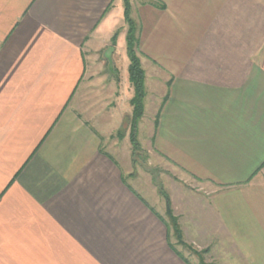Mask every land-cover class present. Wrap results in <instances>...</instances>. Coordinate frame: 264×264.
Masks as SVG:
<instances>
[{"label": "crops", "instance_id": "0c3cea01", "mask_svg": "<svg viewBox=\"0 0 264 264\" xmlns=\"http://www.w3.org/2000/svg\"><path fill=\"white\" fill-rule=\"evenodd\" d=\"M128 2L156 182L124 0H0V264H199L159 187L207 264H264V0Z\"/></svg>", "mask_w": 264, "mask_h": 264}, {"label": "trees", "instance_id": "16d2710c", "mask_svg": "<svg viewBox=\"0 0 264 264\" xmlns=\"http://www.w3.org/2000/svg\"><path fill=\"white\" fill-rule=\"evenodd\" d=\"M128 7H129L128 0H124V18L125 21L128 23V33L126 36L127 52L130 59L128 72H129V80L131 82L133 89V95L130 99L132 111L130 118L129 140H130L132 152L141 153L142 148L137 139V123L138 120L142 117L144 112V97H145L144 70L142 69L140 62L135 54V48H134L136 44V35H134L135 23L128 15ZM158 189L165 200V215L167 218H162L161 216L159 217L163 220L164 224L167 227L168 242L172 234L178 244H185L182 239V233L177 221V217L174 216L172 213L169 197L161 188ZM169 245L172 249L175 250V247L170 242ZM206 251L207 250L204 249L201 252H197V255H199V264H206L202 256V254L205 253Z\"/></svg>", "mask_w": 264, "mask_h": 264}, {"label": "rangeland", "instance_id": "374dc122", "mask_svg": "<svg viewBox=\"0 0 264 264\" xmlns=\"http://www.w3.org/2000/svg\"><path fill=\"white\" fill-rule=\"evenodd\" d=\"M139 0H133V2H138ZM126 26L128 27V23L126 22ZM136 30H137V27L135 26V33H134V35H136ZM152 78H149V81L151 80ZM122 83L121 84H124V81H123V79H122V81H121ZM152 85V84H151ZM151 85H149L148 86V90L149 91H151ZM148 92V91H147ZM144 102H148V98H147V96L144 98ZM148 107H149V104L147 103L146 104V109H148ZM152 109V108H151ZM114 116V115H113ZM150 114L148 113V110L146 111V114H145V121H148V120H150ZM113 118V117H112ZM144 119V118H143ZM143 123H146V122H143ZM146 127V125H143V124H140V126H139V130H138V134H137V139H138V141L140 142V144L142 145V146H145L146 145V142H147V140L149 139V132H148V129L147 128H145ZM121 133H122V131H121ZM132 157H133V159H134V162H133V167H134V170L135 171H143V172H148V173H150V172H152L153 173V175H152V173H150L151 174V177H152V181H154V182H156L157 181V178H158V174H159V172L160 171H162L160 168H157V167H154V165H152V164H148V160H146V156H145V154H144V152H141V153H133L132 152ZM135 161H136V163H135ZM120 162V161H119ZM140 163L142 164V165H140ZM136 164V165H135ZM139 166H141V167H139ZM129 180H132V178L131 179H129ZM159 181V180H158ZM158 186H160V185H158ZM160 188V187H159ZM148 197V199L150 200V201H152L151 200V198L149 197V195L147 196ZM165 218H167L166 217V215H165ZM170 239L172 240V245L176 248V249H178L179 250V252H181V253H183V254H185L186 256H188L189 258H192V256L194 257V256H197V258H199V255H197V252H201L202 250H196V249H194V248H192L190 245H188V244H186L185 242V244H178L177 243V241H176V239L173 237V235L171 234V237H170ZM194 253V254H193ZM202 256H203V254H202ZM206 263V262H205ZM207 264V263H206Z\"/></svg>", "mask_w": 264, "mask_h": 264}]
</instances>
